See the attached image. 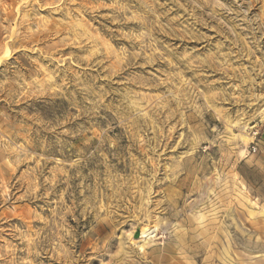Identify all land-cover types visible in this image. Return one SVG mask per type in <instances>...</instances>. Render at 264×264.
I'll use <instances>...</instances> for the list:
<instances>
[{
	"label": "rangeland",
	"instance_id": "374dc122",
	"mask_svg": "<svg viewBox=\"0 0 264 264\" xmlns=\"http://www.w3.org/2000/svg\"><path fill=\"white\" fill-rule=\"evenodd\" d=\"M0 264H264V0H0Z\"/></svg>",
	"mask_w": 264,
	"mask_h": 264
},
{
	"label": "bare ground",
	"instance_id": "6f19581e",
	"mask_svg": "<svg viewBox=\"0 0 264 264\" xmlns=\"http://www.w3.org/2000/svg\"><path fill=\"white\" fill-rule=\"evenodd\" d=\"M155 225H149L147 227H144L141 232H140V236L138 237V240L136 242H141L140 243V247L143 248L145 245V240L148 238V235H151L152 231L151 230L152 227H154ZM149 240V239H148ZM151 240V239H150Z\"/></svg>",
	"mask_w": 264,
	"mask_h": 264
},
{
	"label": "built area",
	"instance_id": "2783aa9c",
	"mask_svg": "<svg viewBox=\"0 0 264 264\" xmlns=\"http://www.w3.org/2000/svg\"><path fill=\"white\" fill-rule=\"evenodd\" d=\"M256 133L254 132L253 135H255ZM252 150L255 151L256 150V147L255 145L252 146Z\"/></svg>",
	"mask_w": 264,
	"mask_h": 264
},
{
	"label": "water",
	"instance_id": "95a60500",
	"mask_svg": "<svg viewBox=\"0 0 264 264\" xmlns=\"http://www.w3.org/2000/svg\"><path fill=\"white\" fill-rule=\"evenodd\" d=\"M139 233L136 234V237L138 236Z\"/></svg>",
	"mask_w": 264,
	"mask_h": 264
}]
</instances>
